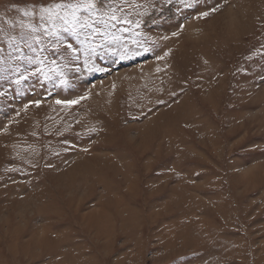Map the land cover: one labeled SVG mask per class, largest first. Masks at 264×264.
<instances>
[{"label": "rangeland", "instance_id": "rangeland-1", "mask_svg": "<svg viewBox=\"0 0 264 264\" xmlns=\"http://www.w3.org/2000/svg\"><path fill=\"white\" fill-rule=\"evenodd\" d=\"M51 2L0 0V264H264V0Z\"/></svg>", "mask_w": 264, "mask_h": 264}, {"label": "snow or ice", "instance_id": "snow-or-ice-1", "mask_svg": "<svg viewBox=\"0 0 264 264\" xmlns=\"http://www.w3.org/2000/svg\"><path fill=\"white\" fill-rule=\"evenodd\" d=\"M103 4V0H53L47 5H41L37 11H25L24 15L29 17L39 16V22L45 26V32L49 36L58 35L61 29L76 32L79 29L92 28V18L99 11V5ZM212 8L210 12H201L198 18L207 17L211 12L217 11ZM111 19L115 20L113 13ZM33 32L37 31L33 23L24 25ZM94 33H99V28H94ZM178 35V33H174ZM34 39L39 40V36ZM39 104V101L36 102ZM57 103H62L58 101ZM68 103H78V101H70Z\"/></svg>", "mask_w": 264, "mask_h": 264}, {"label": "bare ground", "instance_id": "bare-ground-1", "mask_svg": "<svg viewBox=\"0 0 264 264\" xmlns=\"http://www.w3.org/2000/svg\"><path fill=\"white\" fill-rule=\"evenodd\" d=\"M97 174H98V173H97ZM46 237H47V236H46ZM46 237H45V238H46Z\"/></svg>", "mask_w": 264, "mask_h": 264}]
</instances>
